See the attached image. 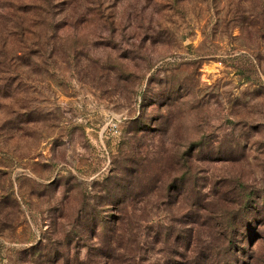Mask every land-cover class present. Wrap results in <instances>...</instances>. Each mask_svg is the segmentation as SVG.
<instances>
[{
	"label": "rangeland",
	"instance_id": "374dc122",
	"mask_svg": "<svg viewBox=\"0 0 264 264\" xmlns=\"http://www.w3.org/2000/svg\"><path fill=\"white\" fill-rule=\"evenodd\" d=\"M223 261L264 264V0H0V264Z\"/></svg>",
	"mask_w": 264,
	"mask_h": 264
},
{
	"label": "trees",
	"instance_id": "16d2710c",
	"mask_svg": "<svg viewBox=\"0 0 264 264\" xmlns=\"http://www.w3.org/2000/svg\"><path fill=\"white\" fill-rule=\"evenodd\" d=\"M101 209V206L97 204L96 197L95 199L93 198V203L91 210L93 214L90 215V222H91V234L94 236L93 238L97 236H105L107 244L109 243V240H111V226H108L106 224V221L109 220L105 216L101 219V217L97 216V210ZM135 222V221H134ZM128 225V234L127 236L129 237L128 241L130 243L137 241L139 234L137 235L135 231V228L133 227L132 223L130 221L125 222ZM84 224V223H83ZM82 226V224H81ZM106 227H107V233H109L110 236H106ZM111 233V234H110ZM136 238V240H135ZM105 239V238H104ZM105 242V241H103ZM97 245H102V243H97ZM101 248H105L104 246ZM130 259V258H129ZM221 264H228L227 261H223Z\"/></svg>",
	"mask_w": 264,
	"mask_h": 264
},
{
	"label": "built area",
	"instance_id": "2783aa9c",
	"mask_svg": "<svg viewBox=\"0 0 264 264\" xmlns=\"http://www.w3.org/2000/svg\"><path fill=\"white\" fill-rule=\"evenodd\" d=\"M110 128H111V130H113V131L116 130V129H115V128H116V124L113 123L112 125H110Z\"/></svg>",
	"mask_w": 264,
	"mask_h": 264
}]
</instances>
